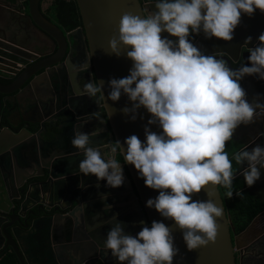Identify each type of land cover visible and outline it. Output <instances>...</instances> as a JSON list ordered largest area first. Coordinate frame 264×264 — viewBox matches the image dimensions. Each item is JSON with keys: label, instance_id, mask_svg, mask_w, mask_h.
<instances>
[{"label": "clouds", "instance_id": "clouds-1", "mask_svg": "<svg viewBox=\"0 0 264 264\" xmlns=\"http://www.w3.org/2000/svg\"><path fill=\"white\" fill-rule=\"evenodd\" d=\"M150 2L154 11L123 14L108 41L110 54L119 57L124 50L132 63L126 77L109 80L107 99L116 102L125 95L131 107L122 111L130 120L136 119L142 107L150 114L147 124L160 129L157 133L145 126L143 142L131 135L123 146L119 141L116 144L124 164H131L144 185L158 191L145 206L174 222L186 248L194 250L215 241L216 219L223 210L211 199L193 200V195L202 188L220 186L225 189V197L232 198L236 176L233 161L249 187L264 169V146L257 145L250 151L242 148L231 159L225 151L226 142L238 127L264 117V102L259 97L246 99L240 85L245 76L264 80V32L257 37L258 45L248 49V65L242 63L236 69L215 55L203 54L190 36L203 34L205 39L231 41L242 14L251 17L257 10L264 14V0ZM161 33L168 35L162 38ZM88 67L82 65L80 70ZM97 93L103 96L101 85L91 81L80 91L89 98ZM99 131L83 133L74 128L70 143L83 155L75 174H91L108 187H120L124 180L121 163L106 158L99 147L89 146L90 135ZM109 150L116 152L114 147ZM244 164L246 167H242ZM140 223L141 230L133 236L122 222H116L101 250L109 252L117 264H172L177 249L170 227L159 221L150 226Z\"/></svg>", "mask_w": 264, "mask_h": 264}, {"label": "water", "instance_id": "water-1", "mask_svg": "<svg viewBox=\"0 0 264 264\" xmlns=\"http://www.w3.org/2000/svg\"><path fill=\"white\" fill-rule=\"evenodd\" d=\"M75 1L83 27L65 33L43 16L38 7L39 0H30L28 21L53 44L48 53L51 55L49 57L37 60L39 56L36 53L20 46L18 42L7 37L0 38V64H2L0 72L16 74L17 70L27 66L25 71L18 75L12 89L9 86L4 88V85L0 83V95H4L3 98L0 96V138L6 131L13 135L11 148L8 146L0 150V168L7 172L5 167L11 168L13 163H18L23 171L33 172L26 178L23 177L18 187L26 182V190L23 191L25 202L35 192H38L39 196H47L51 199L52 206H54L52 212L45 209L48 214L46 221L50 227L48 236L57 233V239L53 236L54 245L59 244L61 248H64V253L69 256H71L69 247L80 246L78 240L74 243V240L68 237L72 232L70 224L76 217L75 215L84 214L85 219H80L85 221L87 231L92 232L91 241L93 243H90L94 250L92 257L99 253L100 256L96 261L100 260L102 264H117L116 259L109 252L101 250L108 230L116 222H122L126 226V232L135 236L142 227H140V220L143 221V225L147 226H150L153 221H159L170 227L174 246L177 249L172 264H236V253H238V264H244L250 245L253 242H263L261 239L254 241L250 234L257 217L244 230L235 233L232 222L224 209L218 186L215 189L210 186L202 188L199 193L193 195L192 199L200 201L211 199L223 211L221 217L216 219L218 227L215 241L204 247L188 250L182 239V233L176 229L174 222L165 220L155 209L145 206L149 198H155L158 195V191L146 187L143 179L138 178L137 170L131 164H124L123 154L118 145V150L110 153L108 147H100L98 140L95 139L103 131H109L110 138L113 140L111 142L119 141L123 146L124 140L131 135H136L143 142L145 126L152 132L160 131L156 125L147 124L150 114L142 107L137 110L134 121L130 120L129 115L123 113V108L131 107L125 95L122 94L116 102L107 99L110 91L109 80L126 77L132 63L126 58L124 50H121L119 57L110 54L108 41L116 32L123 14L140 15L154 11V5L150 0ZM257 12L258 10L253 14ZM246 16L242 14L240 19ZM167 35V33H161L162 38ZM250 37L253 41L257 40L258 35L253 34ZM168 38L176 39L175 37ZM194 39L195 34L190 40ZM77 41L81 42L86 49L87 60L84 65L89 64L91 82H99L102 88L103 96L97 93L95 96L97 102L92 109L80 107L81 98L78 93L80 90L73 91L67 86L65 79H61L57 74L64 72V64H68L73 55L71 45ZM199 41L200 39L197 38L192 43L204 53ZM244 45L245 43H241L239 47ZM246 47L251 48L247 45ZM90 70L93 71V75ZM25 83L27 85L22 88ZM240 83L244 88L242 79ZM258 96L264 102V90ZM10 100H14L13 106L17 107L15 113L19 117V122L12 126L17 127L14 131L6 127L5 120L2 121L4 114L13 110L7 107L11 105ZM245 126L241 125L238 128L247 130ZM256 127H261V121L256 123ZM74 128L83 133H91L100 129L99 134L90 135L92 144L89 146L99 147L106 158H115L117 153L122 156L123 161L118 163H121L126 187L118 190L120 195L117 198L130 204L119 210L112 207L106 209L115 201L111 197L114 193L113 190L111 192L112 187L106 186L103 180L97 182L95 176L91 174L88 176L75 174L83 155L77 152L70 143ZM257 145L264 146L261 136L243 141L240 149L247 147L250 151ZM242 167H246V164ZM236 176L243 180V176L238 171ZM33 177L43 179L29 183ZM261 182H264V169L261 170L260 178L252 186ZM113 216L115 220H112ZM82 223L80 222V225ZM26 226L24 224V228ZM97 234L100 236L99 240ZM6 237L10 241L7 246L13 249L19 264H32L24 252L20 251L19 241L14 232L12 236L7 234Z\"/></svg>", "mask_w": 264, "mask_h": 264}, {"label": "flooded vegetation", "instance_id": "flooded-vegetation-1", "mask_svg": "<svg viewBox=\"0 0 264 264\" xmlns=\"http://www.w3.org/2000/svg\"><path fill=\"white\" fill-rule=\"evenodd\" d=\"M52 2L53 0H39L38 7L45 18L46 10ZM29 4L30 0H0V38L7 37L8 39L18 42L20 46L36 53L39 56L37 60H40L51 56L48 53L53 47V44L46 39L47 37H45L42 32L28 21ZM250 26H252L251 29ZM82 27L81 21V26L70 31H66L61 27L59 28L63 32L69 33L81 29ZM262 32H264V14L258 10L257 14H252L251 17L246 16L240 19V23L234 29L233 39L231 41L225 42L214 37L205 39L203 34H195V39L193 41L199 38L201 49L204 52L203 54L215 55L217 58L223 59L227 66L236 69L242 63H244L245 66L248 65L247 57L249 55L248 49L250 48H247L246 45L251 48L258 45V40L247 41V38L253 36V34L259 36ZM193 36L194 35L190 36V38ZM241 43H245V45L239 47ZM71 48L73 55L70 57L68 64H64V72L57 74L61 79L64 78L67 86L74 91L72 84H74L78 78H80L85 84L86 82L91 81V77L89 74V68L86 71L80 70V65H84L87 60L85 47L81 42L77 41V43H72ZM88 56L90 55L88 54ZM73 65L79 69L77 74L71 71ZM0 67H2V64H0ZM26 68L27 66L22 67L20 70H17L16 74L0 72V83L4 85V88L9 86V88L12 89L18 79V75L24 72ZM90 71L93 75V71ZM27 83H25L22 88H24ZM242 83L244 86L243 89L246 93V99L249 101L255 100L256 97H259L258 95L260 92H263L264 90V80H260L254 75L245 76L242 79ZM0 96L2 98L4 97V95ZM80 98V107L92 109L96 105L97 99L95 97H93L94 100L91 101V103H89L88 97ZM10 103L11 105H8L7 107L9 109L13 108V110H11L12 112L10 113L6 112L2 121L5 120L6 127H9L14 131L17 127L12 126H15L19 122V117L15 113L17 112V107L13 106L14 100H10ZM6 117H8V120H6ZM260 121L261 127H256V123H259ZM245 127L247 130L245 128L244 130L241 128L236 129L232 137V140L238 144L237 151L242 147L243 141L254 139L256 136H261L264 140L263 117ZM95 139L98 140V143L102 148H104L105 145H112L118 150L116 142H111L113 140L110 138L109 131H103L102 134ZM118 156L119 154L117 153L115 155L116 160ZM117 162L122 161L117 160ZM5 168L7 169V172H4L3 169L0 168V264H3L2 260L6 253L11 252L16 256L13 249L7 246L10 241L7 240L6 235L9 234L12 236L13 232L19 241L18 247L20 251L24 252L25 256L32 262V264H102L100 260L96 261L100 256L99 253L92 257L94 255V250H92L90 245V243H93L91 241L92 232L89 233V231H87L85 221L80 219H85L84 214L80 215L81 217L75 215L76 217L72 219L70 224L72 225V232L70 231L71 234L68 237L70 240H74V243L78 240L80 246H75L76 248L74 246L69 247V254H71V256H69L67 253H64V248H61L59 244L54 245L53 240L54 238L57 239V233L53 235L54 238L52 235L48 236L50 233V227L46 221L48 214L45 209L52 212L54 206H52L53 202L51 199L47 196H39V193L35 192L25 202V194L23 191L26 190V182L18 187V185L22 183V178H26L33 172L30 173L27 170L23 171L21 167L18 166V163H13L11 168ZM42 179V177H33L30 179L29 183L41 181ZM247 189L253 192L264 203V182L251 187L247 186ZM263 211L264 206L255 216L257 218L250 231L254 241L261 239L263 242H253L250 245L246 252L247 254L244 259V264H264ZM78 220L83 223L80 225ZM139 222H141V220ZM24 224L27 225L26 228H24ZM141 226L140 223V227ZM67 233H69V231H67ZM82 236H84V238H82ZM97 238L98 240L100 239L99 234H97ZM238 262V253H236V264H238Z\"/></svg>", "mask_w": 264, "mask_h": 264}, {"label": "trees", "instance_id": "trees-1", "mask_svg": "<svg viewBox=\"0 0 264 264\" xmlns=\"http://www.w3.org/2000/svg\"><path fill=\"white\" fill-rule=\"evenodd\" d=\"M46 18L57 26L70 31L81 26V18L75 0H53L46 10ZM238 150V144L232 139L226 142L225 151L231 159L232 155ZM117 160L123 161L119 155ZM237 165L233 161V169L237 173ZM224 209L232 222L235 233L244 230L251 220L262 210L264 203L253 192L247 189V185L239 177L233 180V196L228 199L225 197V189L218 186ZM3 264H19L16 256L8 252L2 260Z\"/></svg>", "mask_w": 264, "mask_h": 264}, {"label": "crops", "instance_id": "crops-1", "mask_svg": "<svg viewBox=\"0 0 264 264\" xmlns=\"http://www.w3.org/2000/svg\"><path fill=\"white\" fill-rule=\"evenodd\" d=\"M71 71L73 72V73H76L77 74V72H79V69H77V67H75L74 65L72 66V69H71ZM73 85V89L75 90V91H78V89L81 91V89H82V87H83V85H84V83H83V81L80 79V78H78L77 80H76V82H74V84H72ZM80 91H78V93L80 94ZM80 97H82V98H85V97H87V96H84V95H81L80 94ZM89 98V97H88ZM94 100V98L92 97V98H89V103H91V101H93ZM13 135H12V133H10V132H8V131H6V133H4L3 135H2V137L0 138V150L1 149H4V148H7L8 146H10L11 147V145H12V141H13ZM124 187H126V184L124 183V181H123V183H122V185L120 186V187H117V188H112L111 189V192H112V190H113V194L111 195V197L112 198H114V202L110 205V208L112 207V208H114V209H116V210H119V209H122L125 205H128V204H130V203H127V202H123V200L121 199V198H117V196L118 195H120L119 193V191L118 190H121L122 188H124ZM115 198H117V199H115ZM106 209H109V207H106Z\"/></svg>", "mask_w": 264, "mask_h": 264}]
</instances>
